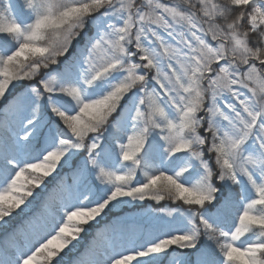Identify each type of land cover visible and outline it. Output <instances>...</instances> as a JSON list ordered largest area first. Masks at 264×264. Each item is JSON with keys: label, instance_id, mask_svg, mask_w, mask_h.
Segmentation results:
<instances>
[{"label": "snow or ice", "instance_id": "1", "mask_svg": "<svg viewBox=\"0 0 264 264\" xmlns=\"http://www.w3.org/2000/svg\"><path fill=\"white\" fill-rule=\"evenodd\" d=\"M0 264H264V0H0Z\"/></svg>", "mask_w": 264, "mask_h": 264}]
</instances>
